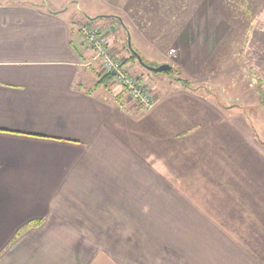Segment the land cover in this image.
<instances>
[{"label": "crops", "instance_id": "obj_1", "mask_svg": "<svg viewBox=\"0 0 264 264\" xmlns=\"http://www.w3.org/2000/svg\"><path fill=\"white\" fill-rule=\"evenodd\" d=\"M46 1L0 0V264H264L255 127L175 80L151 88L139 59L108 41L157 100L139 107L102 80L80 35L95 19H110L102 33H159L161 0ZM213 12L199 28L189 20L180 67L192 71L225 31ZM194 32L205 33L197 49Z\"/></svg>", "mask_w": 264, "mask_h": 264}, {"label": "rangeland", "instance_id": "obj_2", "mask_svg": "<svg viewBox=\"0 0 264 264\" xmlns=\"http://www.w3.org/2000/svg\"><path fill=\"white\" fill-rule=\"evenodd\" d=\"M54 1L58 4L63 0H47L44 3L54 5ZM213 4L214 0H161V32L137 30L129 34L123 27L118 26L116 31L110 33L106 31L103 34L110 45L122 50L123 57L128 54L132 56L129 50V35L132 49L137 50L139 56L141 54L143 58L151 59L161 55V60L168 56V60L165 61L173 67L172 71L153 73L142 69L143 81L151 88L152 83H156L158 78L182 83L185 87L199 91L227 115L230 108L242 112L252 129L255 127L257 136L264 140V98L260 96L262 91L264 93V0H219L217 6L214 7ZM125 7L126 5L124 9ZM104 9L106 10L104 4L97 8L99 11H105ZM211 11L217 13L213 23L222 20L225 31L215 34L221 37L214 42L213 49H209L206 55L202 52V58L192 71L186 70L177 63L179 48L182 47L180 38H183L186 25L193 24L192 28L195 29V26L199 28L193 21L196 18L200 19L201 14L205 15ZM125 18L130 21L132 15L127 14ZM191 19L192 23L188 24ZM95 20L88 22L93 25ZM100 22L107 26L110 19H102L94 26L98 27V24L101 26ZM207 28L208 31L205 30V33L212 34L214 28L210 26ZM205 33H193L196 40L193 38L190 40H193L191 45L195 46L194 48L197 49V44L203 42L201 36ZM198 52L200 55V48ZM130 65L129 61L127 68H130ZM133 71L132 74L135 76L141 74ZM113 85L111 90L119 94L120 88L114 83ZM102 90L104 91V87ZM107 94H110L109 90Z\"/></svg>", "mask_w": 264, "mask_h": 264}, {"label": "built area", "instance_id": "obj_3", "mask_svg": "<svg viewBox=\"0 0 264 264\" xmlns=\"http://www.w3.org/2000/svg\"><path fill=\"white\" fill-rule=\"evenodd\" d=\"M80 35L85 45L94 51L95 59L100 60L103 70L106 74L115 71L117 74L115 80L117 84L126 91L130 100L134 101L139 107L149 110L156 104V98L153 96L150 88L139 78L132 76L125 68L121 59H117L109 48L105 35L94 25L84 24L80 28Z\"/></svg>", "mask_w": 264, "mask_h": 264}, {"label": "water", "instance_id": "obj_4", "mask_svg": "<svg viewBox=\"0 0 264 264\" xmlns=\"http://www.w3.org/2000/svg\"><path fill=\"white\" fill-rule=\"evenodd\" d=\"M131 45H132L131 44V38H130V35H129V48H130V51L135 53V51H133ZM136 55H137V58L139 59L141 65L144 66L146 69H148L151 72L160 73V72H165V71H169V70L172 69L171 65H169V64H163V65H160V66H153V65L147 64L146 62L143 61V59L138 54H136ZM113 74L116 75L117 73L114 71Z\"/></svg>", "mask_w": 264, "mask_h": 264}, {"label": "trees", "instance_id": "obj_5", "mask_svg": "<svg viewBox=\"0 0 264 264\" xmlns=\"http://www.w3.org/2000/svg\"><path fill=\"white\" fill-rule=\"evenodd\" d=\"M132 47H133V46H132ZM129 50H130V49H129ZM133 51H135V53L139 55V53H138L134 48H133ZM135 53H132V54H133V55H132V58H137V55H136ZM171 71H172V70H171ZM114 79H115V76H114L112 73H110V74H106L102 80H103V81H104V80H110V81H112V80H114ZM183 82H184V81H183ZM185 82H187V81H185ZM185 82H184V83H185ZM123 93L127 95V93H126L125 90H124ZM260 96L264 98V93H263V91H262V93H261ZM263 98H262V99H263Z\"/></svg>", "mask_w": 264, "mask_h": 264}]
</instances>
